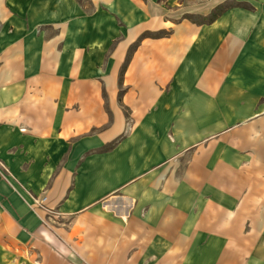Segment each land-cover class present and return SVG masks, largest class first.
Wrapping results in <instances>:
<instances>
[{
    "label": "crops",
    "instance_id": "1",
    "mask_svg": "<svg viewBox=\"0 0 264 264\" xmlns=\"http://www.w3.org/2000/svg\"><path fill=\"white\" fill-rule=\"evenodd\" d=\"M157 1L0 0V264H264V6Z\"/></svg>",
    "mask_w": 264,
    "mask_h": 264
},
{
    "label": "rangeland",
    "instance_id": "2",
    "mask_svg": "<svg viewBox=\"0 0 264 264\" xmlns=\"http://www.w3.org/2000/svg\"><path fill=\"white\" fill-rule=\"evenodd\" d=\"M157 4L159 6V16L157 19V25L159 30L157 32H147L144 33L143 38H152V39H161V38H168L174 36L179 26L183 23H190L195 25H203L209 24L212 20L222 15L225 11L229 9H245L249 11H255L257 7L264 6V0H158ZM5 23V21H3ZM172 38V37H171ZM118 50L117 45L112 47L111 52ZM112 56V53H110ZM261 104V101H260ZM248 128H244L239 132L238 137L242 140L240 142V149L242 151L249 150L250 153L256 152L262 156L263 146L262 143L259 142L254 146L252 144L251 138H249V142L247 138H245V130ZM262 128L259 129L258 132L255 133V139H262ZM227 130V129H223ZM248 131H246L247 133ZM228 140V141H227ZM224 144L223 149H231L229 146L230 139H226L223 141ZM212 152L214 151V146L212 147ZM195 155L194 150H191L190 157L185 158L184 160V168L187 167V162H190L192 168H198V160L194 159ZM252 157V156H251ZM244 166H241L239 170L244 169L243 173L240 174L241 178H238L240 183L246 184V181L249 179V174L247 171V160L244 161ZM250 163V161H248ZM212 160L209 161V165H211ZM244 167V168H243ZM193 171V170H191ZM215 171V170H214ZM213 169L207 168L206 171V179L207 183L210 182V179H215L214 174L215 172ZM186 172V171H185ZM0 173L4 178L10 177V173L8 169L3 165L2 161L0 160ZM195 172H192L190 182L195 183L198 180L195 179ZM225 169L223 170V174H218L217 183L221 182L222 184L229 183L230 173H228ZM202 182V180H200ZM214 183V182H213Z\"/></svg>",
    "mask_w": 264,
    "mask_h": 264
},
{
    "label": "trees",
    "instance_id": "3",
    "mask_svg": "<svg viewBox=\"0 0 264 264\" xmlns=\"http://www.w3.org/2000/svg\"><path fill=\"white\" fill-rule=\"evenodd\" d=\"M221 15V14H220ZM219 15V16H220ZM219 16H216L213 20H212V22H214L217 18H219Z\"/></svg>",
    "mask_w": 264,
    "mask_h": 264
}]
</instances>
